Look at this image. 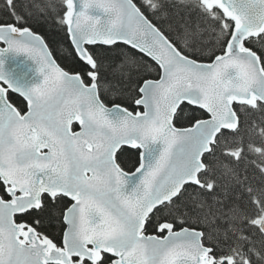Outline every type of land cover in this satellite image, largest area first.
I'll return each instance as SVG.
<instances>
[{
    "label": "snow or ice",
    "instance_id": "snow-or-ice-1",
    "mask_svg": "<svg viewBox=\"0 0 264 264\" xmlns=\"http://www.w3.org/2000/svg\"><path fill=\"white\" fill-rule=\"evenodd\" d=\"M221 6L205 59L165 0H0V264L264 261V0Z\"/></svg>",
    "mask_w": 264,
    "mask_h": 264
},
{
    "label": "trees",
    "instance_id": "trees-1",
    "mask_svg": "<svg viewBox=\"0 0 264 264\" xmlns=\"http://www.w3.org/2000/svg\"><path fill=\"white\" fill-rule=\"evenodd\" d=\"M165 3L170 6L169 12L171 14H175L171 17L173 24H175L176 17H182L189 27L196 28L198 26V30L202 32L204 40L196 52L197 55L207 59L219 50L225 35L222 30L221 12H213L214 8L219 7L212 6L211 8H208L203 3V0H165ZM200 5L203 6V9L205 10L204 12L199 10ZM208 15H211L214 18L209 19ZM223 15L225 14L223 13ZM158 22L162 23L166 30L168 29V18H163ZM45 30L48 32L53 31L52 29ZM55 46L56 45H54V47ZM62 51V48H58L57 55H59ZM137 63L142 64V62ZM129 68L134 73L136 64H130ZM262 116H264V111L257 110H252L247 115L249 131L245 134V144H251L254 146L247 147L246 154L248 155L249 160L256 165L253 167V163H249L247 167L249 173L255 176V179L251 180L254 188L257 185H264V177H260L258 171L260 165L264 164V151H262L264 150V134L258 135L255 131V127L264 125V119L261 118ZM253 121L256 122L255 125H253ZM128 167H131V165ZM255 194L260 195V193ZM248 210L251 211V207H249ZM50 230L56 231L57 234L59 231L58 226H53V229ZM253 239L256 241L254 246L261 252H264V239L259 236H255ZM244 255L252 256V254L248 252H245ZM252 259L253 264H264V261L258 262L254 256H252ZM237 264H240V262L237 261Z\"/></svg>",
    "mask_w": 264,
    "mask_h": 264
},
{
    "label": "water",
    "instance_id": "water-1",
    "mask_svg": "<svg viewBox=\"0 0 264 264\" xmlns=\"http://www.w3.org/2000/svg\"><path fill=\"white\" fill-rule=\"evenodd\" d=\"M203 3L208 7L211 8L212 6H217L219 8H221V0H203ZM225 15H227L226 12H224ZM247 55L252 56V53H248ZM233 126H235L233 124ZM186 139H190V137H186Z\"/></svg>",
    "mask_w": 264,
    "mask_h": 264
}]
</instances>
